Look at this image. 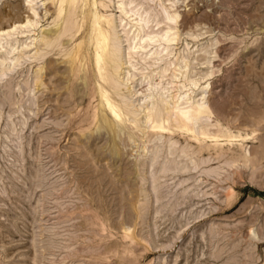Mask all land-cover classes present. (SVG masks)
<instances>
[{
    "label": "rangeland",
    "instance_id": "rangeland-1",
    "mask_svg": "<svg viewBox=\"0 0 264 264\" xmlns=\"http://www.w3.org/2000/svg\"><path fill=\"white\" fill-rule=\"evenodd\" d=\"M59 1L0 0V264H264V0H150L152 67L115 0Z\"/></svg>",
    "mask_w": 264,
    "mask_h": 264
},
{
    "label": "bare ground",
    "instance_id": "bare-ground-1",
    "mask_svg": "<svg viewBox=\"0 0 264 264\" xmlns=\"http://www.w3.org/2000/svg\"><path fill=\"white\" fill-rule=\"evenodd\" d=\"M65 1V0H64ZM75 1V0H74ZM150 0H148V2H144V0H115V3H116V6H114L115 8H116V11L117 12H119L120 13V18H119V16H118V18L120 19L119 21H118V24L116 25V26H119V28L121 27V30L124 32V34H125V38H126V42H127V46H126V49L125 50H123V53H125L126 54V57L128 58L126 61L131 65V67H133L132 66V63H131V58H133L134 56H139V57H141V59L143 60V62L145 61L146 62V64H148V63H150V65H151V67L154 65V64H159V63H157V61L158 60H160L161 58L162 59H164L165 57H163L164 56V52H165V50L166 49H168L167 48V46L169 45V44H171V41L173 40V38H172V36H171V33H170V31H171V26H170V21H172L173 19H174V17H173V15L172 14H169V13H167V14H165L166 16L162 19V21L166 24V29L165 30H162L161 32L160 31H154V29H155V27L154 26H151V27H154V29L153 30H150V31H148L147 29H150L149 28V26H148V20L151 18L150 16H149V14H147L150 18L149 19H147L146 18V16L147 15H145L147 12H149L148 11V9L151 7V1L149 2ZM59 2H61V0L59 1ZM69 2H70V0H69ZM85 2V1H84ZM143 3H145L146 5L144 6L143 5ZM134 4V5H133ZM64 5V4H63ZM143 5V7H144V9H143V11H141L140 12V10H139V8L138 7H140L141 8V6ZM168 5V4H167ZM62 7V6H61ZM112 7V6H111ZM113 7V8H114ZM142 7V8H143ZM31 7H29V9H30ZM112 8V9H113ZM114 8V9H115ZM33 10V9H32ZM62 10V9H61ZM64 11V10H63ZM62 11V12H63ZM107 11V10H106ZM111 11V10H110ZM32 12H34V11H32ZM61 12V13H62ZM34 13H36V12H34ZM145 13V14H144ZM143 14L145 15V16H143ZM30 15V14H29ZM33 15H35V14H33ZM152 16H153V14H152ZM155 16H157V15H155ZM155 16H153L154 18L153 19H155L156 17ZM28 17H30V16H28ZM32 17V16H31ZM30 17V18H31ZM108 19H109V17H107ZM157 18H159V16L157 17ZM160 18H161V16H160ZM27 19V18H26ZM116 19V18H115ZM153 19H152V21H153ZM31 20V19H30ZM29 19L28 20H26V24L27 23H30L31 21H30ZM32 21H33V19H32ZM37 21V20H36ZM151 21V20H150ZM149 21V22H150ZM161 20H159V22L161 23L162 22ZM22 22V21H21ZM154 22V21H153ZM156 22H157V19H156ZM159 22H157L156 24H154V25H158V23ZM32 23V22H31ZM114 23V22H113ZM115 23H117V22H115ZM150 23H152V22H150ZM159 23V24H160ZM20 24H22V23H20ZM19 24V25H20ZM25 24V25H26ZM34 24H35V26L37 25V23L34 21ZM98 24V23H97ZM165 24H163V26L165 25ZM19 25H13L12 27L10 26V28L14 31V29L16 30V26L18 27ZM1 26V25H0ZM21 26V25H20ZM27 26V25H26ZM30 26V25H29ZM33 26V25H32ZM101 26V25H100ZM105 27H107L106 26V24H105ZM173 27V26H172ZM118 28V30L120 31V29ZM147 28V29H146ZM165 28V27H164ZM11 29H9V30H5L3 27H0V36L1 35H3V34H5V35H7V36H9V35H11L10 34V30ZM108 29V28H107ZM162 29V28H161ZM56 30V29H55ZM108 31V30H107ZM115 31V30H114ZM117 31V30H116ZM12 32V31H11ZM50 32V31H49ZM121 32V31H120ZM122 32V33H123ZM69 34V33H68ZM109 34H110V30H109ZM118 35H119V32H118ZM94 36H95V39H96V41H97V45H96V49H98V48H101V50L103 51V50H106V47L109 45V42H110V38L107 36V34H106V31H104L103 29H101L100 27H95L94 28ZM93 37V36H92ZM118 37V36H117ZM124 37V36H123ZM4 38H6V37H4ZM119 38V37H118ZM94 39V38H93ZM10 40V39H9ZM12 40V39H11ZM13 40H15V39H13ZM2 41V40H1ZM7 41H8V39H7ZM7 41H6V43H7ZM95 41V40H94ZM121 41H124V40H121ZM3 42V41H2ZM9 42V41H8ZM16 42V41H15ZM57 42V41H56ZM60 42V41H59ZM9 43H11V42H9ZM96 43V42H95ZM4 44V43H3ZM2 44V45H3ZM1 45V47H4V46H2ZM8 45V44H7ZM14 45H16V44H14ZM76 45V44H75ZM77 45H78V43H77ZM8 46H10V45H8ZM1 47H0V49H1ZM15 47V46H14ZM77 47V46H76ZM122 47V46H121ZM171 47V46H170ZM9 48H11L10 50H6V55H4L3 56V61L4 60H6V61H8V59H10V58H8V56L11 54V52H12V50H13V45L12 46H10ZM124 48H125V46H124ZM4 49H6V48H4ZM14 51V50H13ZM79 51H80V46L78 45V47H77V49L76 50H74V53L71 55V57H70V64L72 65V64H74V63H76L77 61L78 62H80V61H82V56H81V54L79 53ZM168 51H170V50H168ZM1 52V51H0ZM3 52H4V50H3ZM85 53V52H84ZM166 53H167V51H166ZM95 54V53H94ZM121 54L122 53H120V56H121ZM169 54H171V53H169ZM168 54V55H169ZM97 55V54H96ZM106 55H107V57H109V59H112V57L115 55V53L113 52V51H109V50H107L106 51ZM167 54H165V56H168ZM95 56V55H94ZM125 56V55H124ZM2 57V56H1ZM0 57V58H1ZM10 57V56H9ZM13 58V57H12ZM18 58V57H17ZM16 58V59H17ZM22 58H23V56H22ZM135 58V57H134ZM85 59V58H84ZM139 59V58H138ZM2 60H1V62H0V65H3V64H1V63H3L2 62ZM95 60V59H94ZM141 60V61H142ZM147 60H149V61H147ZM5 62V61H4ZM11 62V61H10ZM17 62H19L18 60H17ZM127 62H126V64H127ZM142 62V63H143ZM148 62V63H147ZM160 62H161V60H160ZM168 63H171V62H169L168 61ZM173 63V62H172ZM5 64V63H4ZM9 64V63H8ZM134 64V63H133ZM145 64V65H146ZM82 65V64H81ZM129 66V65H128ZM14 66H12V68H13ZM156 67V66H155ZM1 69V68H0ZM5 69V68H4ZM7 69H9V67L7 68ZM6 69V70H7ZM72 69V68H71ZM95 69V68H94ZM10 70V69H9ZM5 71H2V74L4 73ZM10 72V71H9ZM46 72V71H45ZM97 72V71H96ZM2 74H1V76H2ZM5 74H6V72H5ZM4 74V75H5ZM3 75V76H4ZM108 75V74H107ZM146 75V74H145ZM142 76V75H141ZM144 76V75H143ZM154 76H155V74H154ZM146 77V76H145ZM148 77H149V75H148ZM148 77H146V79L148 78ZM151 77V76H150ZM40 78V77H39ZM144 78V77H143ZM143 78H142V80H143ZM149 79H151V78H149ZM153 79V78H152ZM150 82H152V81H150ZM149 82V83H150ZM140 83H142V81L140 82ZM155 84V83H154ZM154 84H152V86L154 85ZM147 85V84H146ZM150 84H148V87H150L151 88V85L149 86ZM147 88V87H146ZM105 89V88H104ZM155 89V88H154ZM156 89H158L157 87H156ZM154 90V91H157V90ZM145 90H147V89H145ZM150 90V89H149ZM159 90V89H158ZM104 91V90H103ZM160 92H161V90H159ZM159 91H158V94H159ZM134 93V92H133ZM151 93V92H150ZM149 93V94H150ZM152 93H155V92H153L152 91ZM147 94V93H146ZM154 95V94H153ZM156 95V94H155ZM104 96V93L102 94V97ZM134 96V95H133ZM150 95H148V97H149ZM144 97H145V95H144ZM151 98H152V95L150 96ZM149 97V98H150ZM106 97H104L103 99H105ZM147 98V97H146ZM150 98V99H151ZM148 99V98H147ZM179 99H181V97L179 98ZM178 99V101H180ZM149 100V99H148ZM109 101V100H108ZM104 102V101H103ZM156 102V101H155ZM150 103V102H149ZM183 104H184V102H182ZM153 104H155V103H153ZM114 104H111V103H109V102H107V107L109 108V110H110V113H111V116L112 117H110V118H112L113 120H117L118 118H119V111L117 110V109H115L114 108V106H113ZM121 105V104H120ZM155 105H157V104H155ZM179 105H181V104H179ZM106 106V105H105ZM154 106V105H153ZM178 106V105H177ZM148 107V106H147ZM178 107H180V106H178ZM106 108V107H105ZM150 108V107H149ZM152 108V107H151ZM154 108V107H153ZM156 108V107H155ZM184 108V110L182 111L181 109H183ZM183 108H179V112H180V116L178 117V122H179V127H180V130L182 129V130H185V131H187V132H192L193 134H195V132H196V128H195V124L198 122V120H199V117H200V111H199V108H191L192 110H189L190 109V107H189V109L188 110H185V109H187L186 108V106L185 107H183ZM107 109V108H106ZM154 110V109H153ZM147 111H149V110H147ZM122 112V111H121ZM109 113V114H110ZM105 114V113H104ZM108 114V115H109ZM179 115V114H178ZM159 116H161V115H159ZM108 117V116H107ZM147 117H148V119L149 120H152L153 122L155 121H157V117H156V115H155V113H150L149 115L147 114ZM173 120H176V119H173ZM162 121V120H161ZM160 121V122H161ZM151 122V121H150ZM176 122V121H175ZM158 123V122H157ZM157 123H155L156 125H152V128H154V127H162V126H160L159 124H157ZM162 124H163V122H162ZM161 124V125H162ZM165 124V123H164ZM170 125V124H169ZM116 126H117V124H116ZM168 126V125H167ZM118 127V126H117ZM169 127V126H168ZM172 129V128H171ZM166 130H167V127H166ZM174 130V129H173ZM181 130V131H182ZM164 131V130H163ZM179 131V130H178ZM171 132V131H170ZM185 133V132H184ZM191 133V134H192ZM155 134H157V133H155ZM178 134V133H177ZM190 134V133H189ZM204 134V133H203ZM207 135V134H206ZM206 135H205V138H206ZM176 136V135H175ZM192 136V135H191ZM190 136V137H191ZM193 136H195V135H193ZM196 136H197V134H196ZM200 136H202V135H200ZM200 136H198V137H200ZM208 136V135H207ZM210 136V135H209ZM198 137H196L197 139H198ZM241 137V136H240ZM192 138V137H191ZM195 138V139H196ZM211 138V137H210ZM199 140V139H198ZM197 140V141H198ZM210 140V139H209ZM216 141V140H215ZM205 162V161H204Z\"/></svg>",
    "mask_w": 264,
    "mask_h": 264
}]
</instances>
